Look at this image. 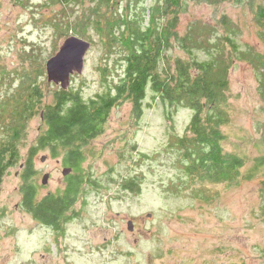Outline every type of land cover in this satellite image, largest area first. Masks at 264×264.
I'll use <instances>...</instances> for the list:
<instances>
[{"label":"rangeland","instance_id":"1","mask_svg":"<svg viewBox=\"0 0 264 264\" xmlns=\"http://www.w3.org/2000/svg\"><path fill=\"white\" fill-rule=\"evenodd\" d=\"M164 1L110 0L105 6L97 5L101 0H0V141L21 131L18 162L0 185V264H264V169L246 177L254 158L264 155V39L255 18L264 0H181L171 30L189 38L188 49L172 35L160 67L173 69L176 57L209 59L211 52L218 68H228L223 147L245 161L238 180L187 178L183 167L189 163L174 142L186 134L192 110L165 106L148 90L140 117L130 101L122 102L104 132L85 146V182L64 237L54 243L56 234L21 205V169L46 127L41 107L60 89L47 80V60L69 36L89 41L84 68L67 87L85 100L105 92L119 81L131 31L146 24L152 6L159 5L154 20L171 17ZM223 16L231 31L220 23ZM197 27L211 31L192 33ZM223 34L237 52L214 43ZM62 158L50 148L32 155L40 196L65 188Z\"/></svg>","mask_w":264,"mask_h":264},{"label":"trees","instance_id":"2","mask_svg":"<svg viewBox=\"0 0 264 264\" xmlns=\"http://www.w3.org/2000/svg\"><path fill=\"white\" fill-rule=\"evenodd\" d=\"M109 2L101 0L97 5L107 6ZM164 8L172 12L166 13L171 15L167 23L159 22V5L156 4L152 6L146 24L139 23L132 29L131 52L125 56L122 75L117 83L107 84L105 92L87 100L71 87L64 89L60 86L52 103L41 107V118L46 127L37 136L36 147L30 149L20 174L21 205L41 225L55 232L64 231L68 219L74 214L81 184L85 182L82 172L85 146L104 132L111 110L122 102L130 101L134 114L140 117L148 90L152 92V97L158 98L165 106L180 104L192 110L186 134L174 142L183 150L182 156L189 163L183 167L187 178L209 183H232L240 178L245 165L243 157L228 153L223 147L226 135L222 126L228 122L223 102L224 90L228 85V68H218L217 56L208 52L209 59L185 60L176 57L173 69L167 67L161 70L164 53L171 45V36L175 35L185 50L188 49L189 41L187 36L171 30L178 23L181 0H165ZM155 14H159L156 20ZM255 18L264 39L263 1L256 7ZM220 23L226 31H231L232 26L226 16L221 18ZM209 31L197 27L192 33L203 36ZM217 41L224 50L226 47L235 52L239 49L227 34L219 35L214 43ZM36 100L40 101L39 98ZM165 114L169 118V112ZM20 133V129L13 130L6 141H0V185L8 169L18 162L16 142L20 139ZM46 148H50L54 157L62 152V164L72 170L65 175L66 186L62 191L40 196V188L33 181L32 155L36 150ZM262 169L264 155L254 158V165L246 177ZM128 184L133 183L129 181ZM123 187L129 188L125 184Z\"/></svg>","mask_w":264,"mask_h":264},{"label":"water","instance_id":"3","mask_svg":"<svg viewBox=\"0 0 264 264\" xmlns=\"http://www.w3.org/2000/svg\"><path fill=\"white\" fill-rule=\"evenodd\" d=\"M91 43L77 36H69L65 39L58 52L50 57L46 62L47 79L66 89L70 82V78L75 73H81L85 64V55L89 50ZM46 156H42L44 160ZM71 167H64L62 174L65 176L70 173ZM49 178V174L43 175L42 182L45 184ZM129 230L133 229V222H127Z\"/></svg>","mask_w":264,"mask_h":264},{"label":"flooded vegetation","instance_id":"4","mask_svg":"<svg viewBox=\"0 0 264 264\" xmlns=\"http://www.w3.org/2000/svg\"><path fill=\"white\" fill-rule=\"evenodd\" d=\"M132 222H133V229L132 230H129L131 231L132 233H135V223H134V220L133 219H130ZM48 228V227H47ZM137 228V227H136ZM48 232L51 234V232L53 234H56L54 235V237L52 239H54V243H57V241L59 240V237H64L65 235V231H60V232H55L53 230H51V228H48ZM137 239V238H136ZM52 241V240H51Z\"/></svg>","mask_w":264,"mask_h":264}]
</instances>
